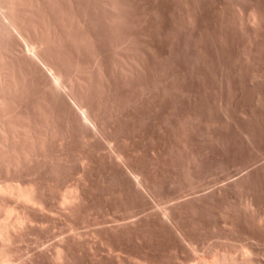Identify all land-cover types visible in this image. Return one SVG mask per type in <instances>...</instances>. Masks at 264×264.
<instances>
[{
  "label": "rangeland",
  "instance_id": "obj_1",
  "mask_svg": "<svg viewBox=\"0 0 264 264\" xmlns=\"http://www.w3.org/2000/svg\"><path fill=\"white\" fill-rule=\"evenodd\" d=\"M0 4V264H264V0Z\"/></svg>",
  "mask_w": 264,
  "mask_h": 264
},
{
  "label": "bare ground",
  "instance_id": "obj_2",
  "mask_svg": "<svg viewBox=\"0 0 264 264\" xmlns=\"http://www.w3.org/2000/svg\"><path fill=\"white\" fill-rule=\"evenodd\" d=\"M1 6H2V4H0ZM5 5V4H4ZM4 5L2 6V7H4ZM1 6H0V10L2 9L1 8ZM5 9H6V7H4ZM4 10V9H3ZM2 11V10H1ZM0 11V12H1ZM2 12H4V11H2ZM6 12H7V10H6ZM6 12H4V13H6ZM1 14V13H0ZM3 16V15H2ZM4 16H5V14H4ZM8 16V15H7ZM5 18V17H4ZM8 18H10V17H8ZM6 19H7V17H6ZM3 20V19H2ZM11 19H8V20H6V21H9V23H11V26H8V24H6L7 22H5V24L8 26V28L9 27H12V29H13V31H16L17 32V35H21V38L23 39V42L25 43V47L23 48V50H22V52L24 51V53L26 54V56H28L29 58H31V59H33V60H37V62L39 63L42 59H40V56H39V52L37 53V51L35 50L36 48H37V50L39 51V49H40V47H39V49H38V47H37V45H39V42H37L38 44H36V42H32L31 40H28L27 39V37H25V35H23L20 31H19V29L17 28V26L16 25H14L13 23H12V21H10ZM16 21V20H15ZM18 22V21H17ZM13 24V25H12ZM17 24V23H16ZM19 24V23H18ZM11 29V30H12ZM18 30V31H17ZM13 34L15 33V32H12ZM24 33V32H23ZM29 33V32H28ZM41 34V33H40ZM16 36V35H15ZM27 36V35H26ZM29 38V37H28ZM34 38V37H33ZM37 38V37H36ZM33 40V39H32ZM22 41V40H21ZM42 42V41H41ZM43 44V43H42ZM23 45V44H22ZM48 45V44H47ZM22 47L23 46H21V49H22ZM41 48H42V46H41ZM50 50V49H49ZM44 51V50H43ZM48 51V50H47ZM21 53V52H20ZM23 54V53H22ZM36 56V58H34ZM52 56V55H51ZM43 57V56H42ZM44 58V57H43ZM35 60V61H36ZM30 61V60H29ZM36 62V63H37ZM43 62V61H42ZM41 62V63H42ZM31 63V62H30ZM49 63V62H48ZM51 63V62H50ZM6 64V63H5ZM40 64H38V66H39ZM52 65V64H51ZM54 65V64H53ZM3 66H4V64H3ZM40 66H42V65H40ZM2 67V66H1ZM7 67V66H6ZM35 67H36V64H35ZM52 67V66H51ZM50 66H48V67H46L45 68V66L43 67V69H45L44 70V72L45 73H47V76H48V74H49V76H50V83H53V85H55L56 87H58V90L59 91H57V93H59L60 91H61V89L60 88H63L64 87V89L63 90H65V89H67L66 88V85L64 84L65 82H66V80L64 79V82H63V78H67V77H65V75H63V77H62V75H61V72H59L58 70H55V71H58V72H54V67H52L51 68ZM2 68H4V67H2ZM41 68V67H40ZM55 68H57V67H55ZM5 69V68H4ZM8 69V68H7ZM42 69V70H43ZM41 70V71H42ZM1 71V70H0ZM6 71V70H5ZM2 72H3V70H2ZM1 73V72H0ZM6 74V73H5ZM10 74V73H9ZM42 74V73H41ZM67 75V74H66ZM74 75V74H73ZM46 76V77H47ZM49 76L47 77V79L49 78ZM68 76V75H67ZM2 77V76H1ZM11 77V76H10ZM5 78H7V77H5ZM9 78V77H8ZM1 79V78H0ZM3 79V78H2ZM11 79H12V77H11ZM71 80V79H70ZM13 81V80H12ZM19 81V80H18ZM4 82V81H3ZM17 82V81H16ZM15 82V83H16ZM22 82V81H21ZM71 82V81H70ZM69 82V83H70ZM11 83V82H10ZM14 83V84H15ZM49 83V84H50ZM4 84V83H3ZM67 84V83H66ZM7 85V84H6ZM51 85V84H50ZM0 86H1V84H0ZM54 86V87H55ZM69 86V85H68ZM71 86H73V85H71ZM3 87V86H2ZM51 87V86H50ZM74 87V86H73ZM77 87V86H76ZM82 87V86H81ZM71 88V87H70ZM69 88V89H70ZM83 89V88H82ZM85 89V88H84ZM54 90V89H53ZM63 90H62V92H63ZM68 90V89H67ZM81 90V89H80ZM69 91V90H68ZM56 92V91H55ZM61 92V93H62ZM77 92V91H76ZM79 92V91H78ZM88 92V91H87ZM82 93V92H81ZM79 96H80V94H79ZM86 96V95H85ZM83 97V96H82ZM81 97V98H82ZM77 98H78V96H77ZM84 99V98H83ZM85 99H88V98H85ZM84 101V100H83ZM82 101V102H83ZM86 101V100H85ZM80 102V101H79ZM87 102V101H86ZM74 103V102H73ZM85 104V103H84ZM83 105V104H82ZM85 106H87V105H85ZM77 107V106H76ZM82 107V109H85V108H83L84 106H81ZM91 108L90 106H87V108ZM78 108V107H77ZM87 108H86V110H87ZM79 109H81L80 107H79ZM81 111V110H80ZM79 111V112H80ZM89 112V111H88ZM82 114H80V115H82V116H80V118H82V119H84L85 121H88V122H90V118H89V115L87 114V111H85V110H82V112H81ZM90 113V112H89ZM78 114V113H77ZM79 116V115H78ZM92 115L90 114V117H91ZM77 117V116H76ZM77 120H79V119H77ZM83 120V121H84ZM95 120V119H94ZM84 121V122H85ZM92 121V120H91ZM82 122V121H81ZM87 122V123H88ZM94 122H96V121H94ZM86 123V122H85ZM89 124V123H88ZM3 125V124H2ZM93 125V124H92ZM89 126V125H88ZM98 126V125H97ZM96 126V127H97ZM19 127V126H18ZM37 128V127H36ZM95 128V127H94ZM98 128V127H97ZM5 129V128H4ZM18 129V128H17ZM35 129V128H34ZM91 129H93V128H91ZM16 130V129H15ZM20 130V129H19ZM95 130V129H94ZM6 131V130H5ZM9 132V131H8ZM34 132V131H33ZM3 133V132H2ZM27 133V132H26ZM25 132H24V134H26ZM43 133V132H42ZM18 134V133H17ZM21 134V133H20ZM36 134V133H35ZM5 135V134H4ZM8 135V134H7ZM10 135V134H9ZM13 136H15L14 134H12ZM11 135V136H12ZM22 136H23V134H21ZM37 135V134H36ZM19 136V135H18ZM2 137V136H1ZM20 137V136H19ZM31 137V136H30ZM37 137V136H36ZM9 138V137H8ZM4 139V138H3ZM14 139V138H13ZM16 139V138H15ZM19 139V138H18ZM22 139V138H21ZM37 139V138H36ZM17 140V139H16ZM20 140V139H19ZM23 140V139H22ZM31 140V139H30ZM34 140V139H33ZM38 140H40V138H38ZM13 141V140H12ZM36 141V140H35ZM28 142H30V141H28ZM32 142H34V141H32ZM32 142H30V143H32ZM39 142V141H38ZM16 143H17V141H16ZM23 143V142H22ZM21 143V144H22ZM36 143H37V141H36ZM27 144V143H26ZM34 144V143H33ZM13 145V144H12ZM34 146V145H33ZM17 147V146H16ZM18 152V151H17ZM120 158H121V156H120ZM225 250V249H224ZM243 251V250H242ZM218 252V251H217ZM220 252V251H219ZM216 253V252H215ZM244 253V252H243ZM242 253V254H243ZM246 255V254H245ZM213 256V255H212ZM235 256H233V254H232V252H230V250L229 251H227V250H225V251H222L221 253H217V254H215L214 255V257H213V259L212 260H208V259H206L205 257H203L202 258V256H201V262H199V264H236L235 263V261H236V258H234ZM242 257H244V256H242ZM241 257V258H242ZM200 260V259H199ZM241 261V260H240ZM195 263H196V261H195ZM197 264V263H196Z\"/></svg>",
  "mask_w": 264,
  "mask_h": 264
}]
</instances>
